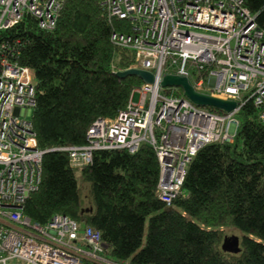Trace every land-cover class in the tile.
I'll return each instance as SVG.
<instances>
[{
  "label": "trees",
  "instance_id": "obj_1",
  "mask_svg": "<svg viewBox=\"0 0 264 264\" xmlns=\"http://www.w3.org/2000/svg\"><path fill=\"white\" fill-rule=\"evenodd\" d=\"M242 2L264 32V0ZM129 31L100 0H64L52 29L25 15L0 31L13 61L32 69L36 80L30 121L44 154L40 183L23 214L40 225L61 214L98 231L104 255L122 264H264V124L251 100L237 113L233 143L197 151L169 206L157 195L159 165L150 145L133 154L95 151L80 169L58 150L84 145L89 127L115 118L143 84L136 75H116L136 66V53L112 39ZM77 176L88 185L87 201ZM224 228L240 232L238 253L222 250Z\"/></svg>",
  "mask_w": 264,
  "mask_h": 264
},
{
  "label": "built area",
  "instance_id": "obj_2",
  "mask_svg": "<svg viewBox=\"0 0 264 264\" xmlns=\"http://www.w3.org/2000/svg\"><path fill=\"white\" fill-rule=\"evenodd\" d=\"M64 0H0V31L25 15L52 29ZM109 17L130 25L113 41L137 55L136 66L154 82L132 90L115 118L97 119L82 146L59 148L80 169L95 151H138L151 146L159 165L158 198L169 206L197 151L212 143H233L237 113L251 100L264 124V32L242 0H100ZM14 50L0 41V264H122L104 255L98 231L53 215L40 225L22 212L37 190L44 154L30 121L35 74L14 62ZM164 75L187 78L195 91L236 107L222 114L199 107L162 88ZM181 91V90H180ZM137 97L134 101L133 98Z\"/></svg>",
  "mask_w": 264,
  "mask_h": 264
},
{
  "label": "water",
  "instance_id": "obj_3",
  "mask_svg": "<svg viewBox=\"0 0 264 264\" xmlns=\"http://www.w3.org/2000/svg\"><path fill=\"white\" fill-rule=\"evenodd\" d=\"M116 75L120 78L129 75H136L145 84H151L154 82V77L151 73L136 68H130L128 70L118 72ZM160 86L162 88H176L181 90L183 97L187 98L191 103L199 107L213 108L225 113L232 111L236 107V103L232 101H224L195 91L190 81L185 77L164 75L160 82ZM221 248L223 251L228 253H238L240 251L238 237L235 235L224 237Z\"/></svg>",
  "mask_w": 264,
  "mask_h": 264
},
{
  "label": "rangeland",
  "instance_id": "obj_4",
  "mask_svg": "<svg viewBox=\"0 0 264 264\" xmlns=\"http://www.w3.org/2000/svg\"><path fill=\"white\" fill-rule=\"evenodd\" d=\"M133 100L136 101L137 97L135 96L133 98ZM76 174H78V173H76ZM77 185H78V189H79L80 195L82 197V200L83 199L86 200L87 196H88V191H87L88 185L82 183L78 176H77ZM224 233H225L226 237H229V236H232V235H235V236L238 237V235H240L239 231H237L235 229H231V228H224Z\"/></svg>",
  "mask_w": 264,
  "mask_h": 264
}]
</instances>
